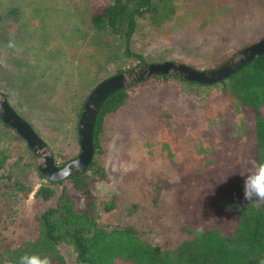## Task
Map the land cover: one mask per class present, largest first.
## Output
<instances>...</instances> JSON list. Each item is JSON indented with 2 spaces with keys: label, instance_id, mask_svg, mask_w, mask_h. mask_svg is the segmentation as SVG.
I'll return each mask as SVG.
<instances>
[{
  "label": "rangeland",
  "instance_id": "1",
  "mask_svg": "<svg viewBox=\"0 0 264 264\" xmlns=\"http://www.w3.org/2000/svg\"><path fill=\"white\" fill-rule=\"evenodd\" d=\"M91 1L0 0V94L56 166L78 154L77 115L91 89L138 66L122 55L117 39L90 29ZM170 6L174 12L163 13L161 24L137 23L131 51L143 64L173 62L208 71L264 38V0H171ZM243 142L239 104L221 86L158 81L150 94L129 98L104 119L97 158L105 178L89 182L99 223L130 227L144 241L171 249L187 239L181 227L194 201L206 202L208 191L210 209L197 226L231 227L224 199L249 202L243 198L242 176L250 166ZM24 146L0 132V152L9 154L1 172L31 188L27 196H14L17 204L0 215V239L11 244L31 235L32 216L45 206L32 197L44 181ZM64 186L81 211L89 198ZM180 194L190 200L177 209ZM60 253L67 264H78L70 248L61 246Z\"/></svg>",
  "mask_w": 264,
  "mask_h": 264
},
{
  "label": "trees",
  "instance_id": "2",
  "mask_svg": "<svg viewBox=\"0 0 264 264\" xmlns=\"http://www.w3.org/2000/svg\"><path fill=\"white\" fill-rule=\"evenodd\" d=\"M170 4L171 0H92L88 25L95 33H104L117 39L122 46V55L133 58L137 66L144 63L140 54L131 51L132 36L138 21L149 19L152 25L161 24L165 16L163 13L174 12ZM168 79L199 88L221 86L222 93L239 104L244 125L242 148L247 153L249 162H264V114L260 111L264 105V54L213 85L190 83L171 76L149 78L115 92L103 102L92 130V159L84 172L68 177L66 181L53 183L45 181L35 168L37 178L44 182L38 186L32 197L45 206L32 216L29 237L18 239L13 244L0 239V264H18L22 255L33 253L48 256L51 264H67L60 253L61 246L71 249L74 261L78 264H115L117 261L127 264H264V202H244L228 195L224 199V208L227 211L223 215L231 218V227L219 226L213 222L197 226V219L210 209L212 197L207 191L203 196L206 202L194 201L189 211L191 218L181 227L187 239L171 249H161L144 241L130 227L99 223L97 206L89 198V182L105 178L97 158L104 119L116 113L129 98L150 94L158 81ZM1 96L5 98V95ZM80 111L81 109L77 116ZM0 132L24 144L2 122ZM24 149L33 160L26 146ZM8 159V153L0 152V215L17 204L13 197L18 193L27 196L31 192V188L23 181H11L9 175H3L1 171H4ZM65 162L67 161H61L59 166ZM213 167L228 170L221 166ZM248 171H251V164ZM5 181H8V188L3 186ZM65 182L75 192L89 198L81 211L76 210L74 200L64 186ZM55 187H60L58 193ZM206 187L209 186L204 188ZM189 200L181 195L176 208L183 207ZM51 201L53 202L49 205L48 202ZM103 209L108 212L112 206L104 205Z\"/></svg>",
  "mask_w": 264,
  "mask_h": 264
},
{
  "label": "water",
  "instance_id": "3",
  "mask_svg": "<svg viewBox=\"0 0 264 264\" xmlns=\"http://www.w3.org/2000/svg\"><path fill=\"white\" fill-rule=\"evenodd\" d=\"M264 54V38L239 51L215 69L199 71L184 64L162 62L141 64L108 77L95 85L87 95L76 126L79 151L75 158L56 166L46 145L9 106L0 94V122L13 130L24 142L34 159L36 169L47 182L58 183L86 170L92 155V130L103 102L115 92L131 87L155 76H171L200 85H213L234 74L252 59Z\"/></svg>",
  "mask_w": 264,
  "mask_h": 264
},
{
  "label": "clouds",
  "instance_id": "4",
  "mask_svg": "<svg viewBox=\"0 0 264 264\" xmlns=\"http://www.w3.org/2000/svg\"><path fill=\"white\" fill-rule=\"evenodd\" d=\"M9 47H13L10 43ZM251 171L243 175V198L246 201L264 202V162L251 161ZM226 180V177L222 180ZM199 231V229H198ZM18 264H51L48 256L39 254H24Z\"/></svg>",
  "mask_w": 264,
  "mask_h": 264
}]
</instances>
